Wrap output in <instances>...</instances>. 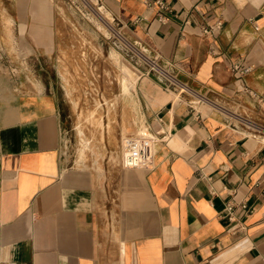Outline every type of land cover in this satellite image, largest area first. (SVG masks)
Instances as JSON below:
<instances>
[{
    "label": "crops",
    "instance_id": "crops-1",
    "mask_svg": "<svg viewBox=\"0 0 264 264\" xmlns=\"http://www.w3.org/2000/svg\"><path fill=\"white\" fill-rule=\"evenodd\" d=\"M97 2L202 102L142 77L135 119L164 142L151 168L99 173L64 161L53 91L2 101L0 264H264V0ZM7 4L44 51L55 4Z\"/></svg>",
    "mask_w": 264,
    "mask_h": 264
},
{
    "label": "rangeland",
    "instance_id": "rangeland-1",
    "mask_svg": "<svg viewBox=\"0 0 264 264\" xmlns=\"http://www.w3.org/2000/svg\"><path fill=\"white\" fill-rule=\"evenodd\" d=\"M39 1L57 8L56 36L35 44L44 51L17 41L20 32L4 10L9 0H0V103L20 92L53 91L66 119L64 161L99 173L120 166L128 143L146 131L135 118L139 81L149 65L140 62L129 45L136 41L97 0Z\"/></svg>",
    "mask_w": 264,
    "mask_h": 264
},
{
    "label": "built area",
    "instance_id": "built-area-1",
    "mask_svg": "<svg viewBox=\"0 0 264 264\" xmlns=\"http://www.w3.org/2000/svg\"><path fill=\"white\" fill-rule=\"evenodd\" d=\"M154 5L160 8V21L165 23L167 18L164 12L168 11L166 2L157 1ZM129 45L140 58V62L145 61L149 65L147 76H157L167 89L176 92L179 96L188 94L194 98H198L199 101L202 102L200 96L172 72L171 64L163 62L157 54L140 42L136 41L134 45L131 43H129ZM137 46H139L142 51H140ZM249 71L250 70L247 69L244 73H249ZM253 128L258 132H264V127L259 125L254 124ZM163 142L164 139L160 138L158 135L148 130L142 131L138 138L128 143L127 154L124 157V167L128 169L151 168L156 149L158 145ZM243 208L245 211L250 212L248 207L244 206Z\"/></svg>",
    "mask_w": 264,
    "mask_h": 264
},
{
    "label": "bare ground",
    "instance_id": "bare-ground-1",
    "mask_svg": "<svg viewBox=\"0 0 264 264\" xmlns=\"http://www.w3.org/2000/svg\"><path fill=\"white\" fill-rule=\"evenodd\" d=\"M118 59V58H117ZM121 61V60H120ZM121 63H123L121 61ZM124 64V63H123ZM132 71V70H131ZM125 78H123L122 80V84H123V88H124V91H126L125 93L127 94V91L130 92V89H129V85H128V81L124 80ZM128 95H130V93H128Z\"/></svg>",
    "mask_w": 264,
    "mask_h": 264
}]
</instances>
